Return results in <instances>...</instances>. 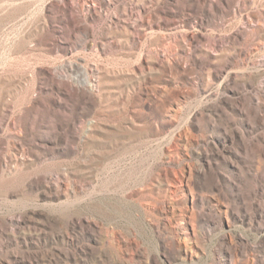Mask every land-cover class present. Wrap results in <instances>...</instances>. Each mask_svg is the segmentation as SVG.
I'll return each mask as SVG.
<instances>
[{"label": "rangeland", "instance_id": "rangeland-1", "mask_svg": "<svg viewBox=\"0 0 264 264\" xmlns=\"http://www.w3.org/2000/svg\"><path fill=\"white\" fill-rule=\"evenodd\" d=\"M0 264H264V0H0Z\"/></svg>", "mask_w": 264, "mask_h": 264}, {"label": "bare ground", "instance_id": "bare-ground-1", "mask_svg": "<svg viewBox=\"0 0 264 264\" xmlns=\"http://www.w3.org/2000/svg\"><path fill=\"white\" fill-rule=\"evenodd\" d=\"M84 74H85V71H84ZM85 77H86V75H85ZM86 79H87V77H86Z\"/></svg>", "mask_w": 264, "mask_h": 264}]
</instances>
